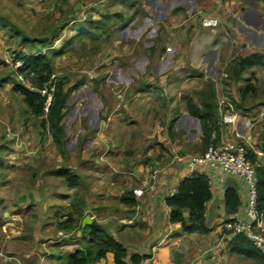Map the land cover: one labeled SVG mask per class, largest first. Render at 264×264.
<instances>
[{
  "label": "crops",
  "instance_id": "0c3cea01",
  "mask_svg": "<svg viewBox=\"0 0 264 264\" xmlns=\"http://www.w3.org/2000/svg\"><path fill=\"white\" fill-rule=\"evenodd\" d=\"M190 1L186 0V12ZM260 13V7H255L244 16L257 28L245 27L252 31L247 49H253L242 56L259 53L263 58L264 42H258L264 40V29L258 28L264 20ZM169 47L167 52L157 53L152 64L156 77L174 67L175 53L169 51L173 46ZM219 56L217 48L199 49L191 61L195 64L190 66L215 72ZM258 64L245 68L251 70V76H246L244 86L234 88L240 118L235 124L224 125L223 136L245 142L259 163L257 167L264 168V90L254 94L259 86L255 78ZM139 67L141 71L147 68L143 63ZM119 71H123L121 66ZM124 77L112 92L115 104L97 96H87L82 102L68 91L61 119L64 145L55 139L49 123L44 124L45 115L37 113L26 95L15 89L17 81L8 75L0 78V168L30 167V162L38 167L31 189L27 187L10 199L0 195V225L5 230L12 226L11 233L0 239V264H68L73 251L92 248L90 224L94 222L125 247L126 264H186V257L195 263L207 249H219L223 237H215L225 231V219L247 218V184L241 176L194 166L187 157L173 161L176 152L199 153L204 148L201 119L187 104L192 97L202 107L204 83L193 82L187 74L183 80L149 82ZM237 77L236 81L242 79ZM25 85L30 86L28 82ZM91 88L99 95L94 86ZM107 96L110 99L111 91ZM7 128L12 129L9 134ZM220 137L221 131L211 139ZM155 168H159L156 177ZM64 169L75 177L70 178ZM194 172L210 179L211 197L205 203L208 231H186L171 216L168 197ZM139 186L144 189L141 195L133 191ZM229 187L240 197L234 211L226 202ZM6 199L8 203H4ZM183 214L188 217L189 209L183 208ZM113 263L115 254L107 250L89 264Z\"/></svg>",
  "mask_w": 264,
  "mask_h": 264
},
{
  "label": "rangeland",
  "instance_id": "374dc122",
  "mask_svg": "<svg viewBox=\"0 0 264 264\" xmlns=\"http://www.w3.org/2000/svg\"><path fill=\"white\" fill-rule=\"evenodd\" d=\"M187 4L191 6L188 12L186 0H0V78L8 75L17 81L16 70L3 58L6 51L15 56L41 50L50 59V67L30 69L26 82L37 89L49 82L57 86L61 80L64 88L82 102L87 96H97L115 104L117 99L112 97V92L118 90L116 85L126 80L124 75L149 82L167 78L183 80L187 74L192 76L193 82L204 83L203 101L211 97L209 85L215 90V96L211 97L214 102L222 92L234 98V88L244 86L246 76H251L250 69H245L243 74L239 72L238 57L241 59L253 49H247L248 35L252 31L245 27H256L244 16L255 7H260L261 17L264 16V0H191ZM202 8L220 17L216 29L201 24L197 10ZM249 16L256 18L253 13ZM81 25L93 28L81 32ZM258 28L264 29V20ZM258 42L264 40L260 38ZM169 46H173L169 51L175 53L174 67L166 75L156 77L152 64L158 58L157 53L167 52ZM206 47L220 50L215 72L190 66L195 64L191 61L196 51ZM141 63L147 66L146 70H140ZM255 73L259 85L256 95L264 90V55ZM238 74L242 79L236 81ZM92 86L99 95L92 91ZM109 91L111 97L107 99ZM68 117L73 118L71 113ZM10 131L12 129L7 128V134ZM30 163V167L0 168V195L10 199L27 187L31 189L37 180L38 167ZM11 231V225L7 230L0 225V239ZM233 235L230 231H222L215 237H223L219 249H207L195 263L188 262L190 259L186 257V264H264L262 252L236 253L229 244ZM1 255L6 257L5 253Z\"/></svg>",
  "mask_w": 264,
  "mask_h": 264
},
{
  "label": "trees",
  "instance_id": "16d2710c",
  "mask_svg": "<svg viewBox=\"0 0 264 264\" xmlns=\"http://www.w3.org/2000/svg\"><path fill=\"white\" fill-rule=\"evenodd\" d=\"M93 28H87L81 25L80 31H89ZM83 32V33H84ZM59 38V37H56ZM24 60V64L19 66V70L30 74V69L37 70L42 66L50 67V59L45 51L38 52H24L16 54ZM262 56L259 53H252L247 56L241 57L239 60V72L245 68L251 67L254 64L260 63ZM29 72V73H28ZM28 73V74H27ZM239 75V74H238ZM15 89L23 92L26 95L27 101L33 106L37 113L44 114V96L36 88L26 86L23 83L16 82ZM209 95L215 96V90L212 85H209ZM68 91L64 88L63 81H59L54 96L49 108L48 115L43 120L44 124L47 121L50 129L53 132L55 139L61 145L65 143V131L61 123L65 112L63 111L68 97ZM211 97L204 99L202 107L197 105L192 97H188L187 104L189 111L201 119L203 132H204V151L216 138L211 139L213 133L220 135V125L217 112V102H214ZM249 155L254 158L250 153ZM255 159V158H254ZM64 172L70 177L74 178L75 175L71 174L68 169ZM257 187H258V206L260 211L264 213V168L257 167ZM71 180V179H70ZM72 181V180H71ZM211 197V186L208 175L204 173L194 172L182 180L178 186V190L168 197V203L173 207L171 216L174 221H180L184 230H204L208 231L209 227L205 224V203ZM226 202L228 209L234 211L237 209L240 202V197L237 191L229 187L226 190ZM183 208L189 209V216L184 217ZM90 233L93 240L92 248L85 250L77 249L71 253L68 264H89L91 261L104 256L107 250H112L115 254V263L113 264H126L124 256L126 254L125 247L117 241L113 236L107 234L102 226L96 222L90 224ZM230 246L245 254H258L262 252L255 243L244 233H236L229 241ZM263 253V252H262ZM261 254V253H260ZM264 255V253H263Z\"/></svg>",
  "mask_w": 264,
  "mask_h": 264
},
{
  "label": "built area",
  "instance_id": "2783aa9c",
  "mask_svg": "<svg viewBox=\"0 0 264 264\" xmlns=\"http://www.w3.org/2000/svg\"><path fill=\"white\" fill-rule=\"evenodd\" d=\"M197 11L198 15L201 16L200 21L204 27L215 29L220 23L219 17L208 14L203 9H198ZM3 58L16 70L17 82L25 84L27 81L26 73L19 70V66L24 64V60L16 55H11L8 51L4 53ZM32 88L35 87L32 86ZM37 90L44 96L43 112L47 116L56 90V83L49 82L43 87L37 88ZM239 111L231 96L224 92L219 93L217 112L221 137L199 153L176 152L173 155V161H180L187 157L194 166L221 169L230 174L239 175L244 179L248 192L247 218L235 217L225 219L222 222V228L234 234H246L264 253V213L260 211L258 206L256 172V166L259 163L249 155V149L245 142L223 136L225 124H235L239 121ZM158 173L159 168H155L154 177ZM133 191L137 195L144 193V189L140 186L134 187Z\"/></svg>",
  "mask_w": 264,
  "mask_h": 264
}]
</instances>
